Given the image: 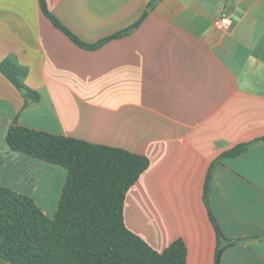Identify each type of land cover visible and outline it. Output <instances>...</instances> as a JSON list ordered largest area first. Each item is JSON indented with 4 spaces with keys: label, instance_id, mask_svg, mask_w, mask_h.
<instances>
[{
    "label": "crops",
    "instance_id": "obj_1",
    "mask_svg": "<svg viewBox=\"0 0 264 264\" xmlns=\"http://www.w3.org/2000/svg\"><path fill=\"white\" fill-rule=\"evenodd\" d=\"M45 2L95 47L76 45L38 0H0V61L13 60L38 95L25 103L0 72V186L52 218L66 180L64 168L8 147L14 123L119 148L149 160L125 197L129 231L157 252L182 239L185 264H264V0ZM221 15L229 28L213 26ZM238 144L242 154L218 160ZM212 164L220 241L203 201Z\"/></svg>",
    "mask_w": 264,
    "mask_h": 264
},
{
    "label": "trees",
    "instance_id": "obj_2",
    "mask_svg": "<svg viewBox=\"0 0 264 264\" xmlns=\"http://www.w3.org/2000/svg\"><path fill=\"white\" fill-rule=\"evenodd\" d=\"M38 3L43 15L76 45L95 47L82 43L62 27L45 0ZM113 38L117 35L105 41ZM0 72L22 93L25 103L38 99L24 84L25 72L13 60L0 61ZM6 143L14 152L64 168L67 175L52 218L45 216L32 198L0 186V259L10 264H185L182 239L157 252L125 226V197L148 169L146 157L15 123L7 131ZM247 146L238 144L218 160L236 157ZM212 168L213 164L205 178L203 201L220 241L225 238L208 199ZM214 264H219L218 256Z\"/></svg>",
    "mask_w": 264,
    "mask_h": 264
},
{
    "label": "built area",
    "instance_id": "obj_3",
    "mask_svg": "<svg viewBox=\"0 0 264 264\" xmlns=\"http://www.w3.org/2000/svg\"><path fill=\"white\" fill-rule=\"evenodd\" d=\"M213 26L216 29H227L230 26V21L226 15H221L218 18L213 19Z\"/></svg>",
    "mask_w": 264,
    "mask_h": 264
},
{
    "label": "rangeland",
    "instance_id": "obj_4",
    "mask_svg": "<svg viewBox=\"0 0 264 264\" xmlns=\"http://www.w3.org/2000/svg\"><path fill=\"white\" fill-rule=\"evenodd\" d=\"M47 211V210H46ZM217 254H218V250H217Z\"/></svg>",
    "mask_w": 264,
    "mask_h": 264
}]
</instances>
